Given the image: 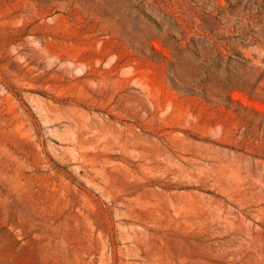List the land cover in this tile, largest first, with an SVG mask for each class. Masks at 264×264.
Returning a JSON list of instances; mask_svg holds the SVG:
<instances>
[{
	"label": "rangeland",
	"instance_id": "1",
	"mask_svg": "<svg viewBox=\"0 0 264 264\" xmlns=\"http://www.w3.org/2000/svg\"><path fill=\"white\" fill-rule=\"evenodd\" d=\"M0 264H264V0H0Z\"/></svg>",
	"mask_w": 264,
	"mask_h": 264
},
{
	"label": "bare ground",
	"instance_id": "2",
	"mask_svg": "<svg viewBox=\"0 0 264 264\" xmlns=\"http://www.w3.org/2000/svg\"><path fill=\"white\" fill-rule=\"evenodd\" d=\"M202 3H203V2H202ZM200 4H201V3H200ZM204 4H205V3H204ZM211 9H212V8H211ZM111 11H113V10H111ZM111 13H112V12H111ZM111 13H110V14H111ZM113 13H114V12H113ZM214 14H215V13H214ZM221 17H222V16H221ZM117 20H118V18H117ZM117 20H116V21H117ZM118 22L120 23V20H119ZM114 23H116V22H114ZM119 23H118V24H119ZM118 24H117V26H118ZM119 25H120V24H119Z\"/></svg>",
	"mask_w": 264,
	"mask_h": 264
}]
</instances>
